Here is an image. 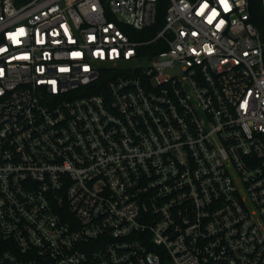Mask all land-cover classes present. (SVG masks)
<instances>
[{
    "label": "built area",
    "instance_id": "2783aa9c",
    "mask_svg": "<svg viewBox=\"0 0 264 264\" xmlns=\"http://www.w3.org/2000/svg\"><path fill=\"white\" fill-rule=\"evenodd\" d=\"M161 1L0 0V264H264L249 1Z\"/></svg>",
    "mask_w": 264,
    "mask_h": 264
},
{
    "label": "trees",
    "instance_id": "16d2710c",
    "mask_svg": "<svg viewBox=\"0 0 264 264\" xmlns=\"http://www.w3.org/2000/svg\"><path fill=\"white\" fill-rule=\"evenodd\" d=\"M250 10V21L259 31L264 43V2L263 0H248ZM166 14V0H162L159 8V21L163 23Z\"/></svg>",
    "mask_w": 264,
    "mask_h": 264
}]
</instances>
